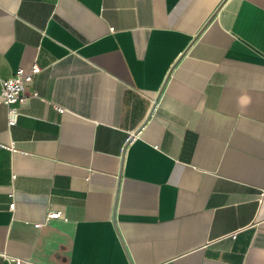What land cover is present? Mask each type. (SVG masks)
I'll use <instances>...</instances> for the list:
<instances>
[{"label":"crops","instance_id":"crops-1","mask_svg":"<svg viewBox=\"0 0 264 264\" xmlns=\"http://www.w3.org/2000/svg\"><path fill=\"white\" fill-rule=\"evenodd\" d=\"M35 63L0 264H264V0H0V78Z\"/></svg>","mask_w":264,"mask_h":264},{"label":"built area","instance_id":"built-area-1","mask_svg":"<svg viewBox=\"0 0 264 264\" xmlns=\"http://www.w3.org/2000/svg\"><path fill=\"white\" fill-rule=\"evenodd\" d=\"M41 67L38 64H33L29 70H25L23 67H18L16 71L9 77L0 78V105L9 106L7 112L8 125H13L16 122V117L19 111L11 106L16 103H21L25 99V88L26 85L32 80L34 73L39 72ZM38 95L36 91L32 93ZM60 111L63 109L59 108ZM15 203L11 202L9 205L10 209L14 208ZM61 217L60 211H50L47 214V219ZM42 223H34V226L39 227ZM236 231L231 233L232 237H235ZM8 260L15 264H32L31 261L22 259L19 257H8Z\"/></svg>","mask_w":264,"mask_h":264}]
</instances>
